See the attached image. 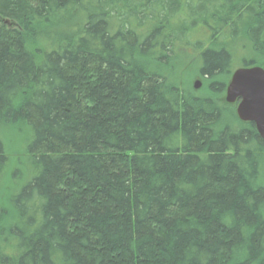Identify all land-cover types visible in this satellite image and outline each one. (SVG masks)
<instances>
[{
    "label": "trees",
    "instance_id": "1",
    "mask_svg": "<svg viewBox=\"0 0 264 264\" xmlns=\"http://www.w3.org/2000/svg\"><path fill=\"white\" fill-rule=\"evenodd\" d=\"M177 43L213 97L162 71ZM262 60L264 0H0V130L30 131L32 174L0 264H264V143L215 99Z\"/></svg>",
    "mask_w": 264,
    "mask_h": 264
},
{
    "label": "rangeland",
    "instance_id": "2",
    "mask_svg": "<svg viewBox=\"0 0 264 264\" xmlns=\"http://www.w3.org/2000/svg\"><path fill=\"white\" fill-rule=\"evenodd\" d=\"M70 24H73V22H71ZM48 35L52 36L53 34L50 33ZM192 35L196 39L204 41L207 40L209 33L206 29L198 27L196 30H194V32H190V37H192ZM54 42V38L47 40H45L44 38L37 39L34 44V51L36 52L38 50H49L55 46ZM240 47L241 46H237V48L233 50L236 59L252 57L249 52L244 51V49H240ZM175 48L174 59L171 60L162 71L168 74V77L171 78L175 82V85L180 89L189 91L190 96H210L211 94L209 85L201 77L199 72L200 62L198 51L195 50L192 46L184 47L180 43H177ZM41 53L42 51L40 52V54ZM263 64L264 60L259 61L257 66ZM242 65V62L238 61L234 67L233 72L236 69H241ZM197 82L200 83V87L196 90L194 86ZM210 97L213 96L211 95ZM215 99L220 101L224 112L228 114L227 120L225 118L223 119L224 126H235L236 124H238L239 120L236 118L233 108H231V106L226 103L225 91L221 94V96H218V98ZM0 140L4 143L6 153L9 157V164L6 173L0 181V203H2V206H7L9 197L17 193V191L22 186H24L32 176L27 152L28 145L31 141V133L26 127L17 126L15 128L0 130ZM7 208L10 209L11 206H7Z\"/></svg>",
    "mask_w": 264,
    "mask_h": 264
},
{
    "label": "water",
    "instance_id": "3",
    "mask_svg": "<svg viewBox=\"0 0 264 264\" xmlns=\"http://www.w3.org/2000/svg\"><path fill=\"white\" fill-rule=\"evenodd\" d=\"M197 82L194 88L199 89ZM240 100L238 119L253 123L264 143V69L260 67L236 70L226 89V102L230 105Z\"/></svg>",
    "mask_w": 264,
    "mask_h": 264
},
{
    "label": "flooded vegetation",
    "instance_id": "4",
    "mask_svg": "<svg viewBox=\"0 0 264 264\" xmlns=\"http://www.w3.org/2000/svg\"><path fill=\"white\" fill-rule=\"evenodd\" d=\"M226 89H227V86H226ZM226 89H225V94H226ZM240 100H237L234 104H232V105H230V104H228L229 106H231V108H233V111L235 112V115H236V118L238 119V116H237V107L239 106V104H240ZM239 120V119H238ZM240 121V120H239ZM241 122V121H240ZM241 123H243V122H241ZM244 124H252L254 127H255V129H256V126L253 124V123H244ZM256 131H257V129H256ZM257 134H258V132H257ZM258 136H259V138L261 139V137H260V135L258 134ZM262 140V139H261ZM263 142V141H262Z\"/></svg>",
    "mask_w": 264,
    "mask_h": 264
}]
</instances>
